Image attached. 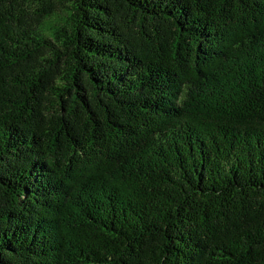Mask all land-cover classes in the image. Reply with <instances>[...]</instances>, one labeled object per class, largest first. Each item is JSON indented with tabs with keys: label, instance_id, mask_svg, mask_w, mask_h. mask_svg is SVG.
<instances>
[{
	"label": "trees",
	"instance_id": "1",
	"mask_svg": "<svg viewBox=\"0 0 264 264\" xmlns=\"http://www.w3.org/2000/svg\"><path fill=\"white\" fill-rule=\"evenodd\" d=\"M0 264H264V0H0Z\"/></svg>",
	"mask_w": 264,
	"mask_h": 264
}]
</instances>
